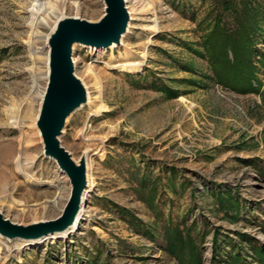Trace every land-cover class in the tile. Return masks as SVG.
I'll list each match as a JSON object with an SVG mask.
<instances>
[{
    "label": "rangeland",
    "instance_id": "1",
    "mask_svg": "<svg viewBox=\"0 0 264 264\" xmlns=\"http://www.w3.org/2000/svg\"><path fill=\"white\" fill-rule=\"evenodd\" d=\"M44 1L0 0V213L20 225L55 219L69 198L43 209L54 189L39 182L70 191L31 127L47 84L41 37L50 33L31 24V13ZM71 1L65 0V17L98 22L104 14L101 0H80L78 15ZM145 2L121 45H78L72 53L74 74L93 103L67 119L60 142L76 163L83 156L90 163L84 220L73 234L36 246L0 238V257L3 249L12 254L0 264H177L163 249L170 222L195 225L202 264H229L238 251L246 264H259L252 248L264 245V13L254 45L257 91L239 94L217 83L203 48L215 0ZM43 18L42 10L36 23ZM125 50L144 54L139 72L115 68ZM19 154L23 172L16 168ZM153 186L160 218L142 202ZM229 201L239 206L236 219ZM129 214L142 223L140 231Z\"/></svg>",
    "mask_w": 264,
    "mask_h": 264
},
{
    "label": "water",
    "instance_id": "2",
    "mask_svg": "<svg viewBox=\"0 0 264 264\" xmlns=\"http://www.w3.org/2000/svg\"><path fill=\"white\" fill-rule=\"evenodd\" d=\"M104 14L98 22L65 17L58 21L46 44L49 74L37 129L43 144V155L53 160L70 184V196L55 219L20 225L0 213V237L8 241L32 242L58 235L70 227L81 206L87 186L85 156L76 163L61 145L60 138L67 119L86 104V90L74 74L73 45L94 49L119 46L130 21L123 0H101Z\"/></svg>",
    "mask_w": 264,
    "mask_h": 264
},
{
    "label": "trees",
    "instance_id": "3",
    "mask_svg": "<svg viewBox=\"0 0 264 264\" xmlns=\"http://www.w3.org/2000/svg\"><path fill=\"white\" fill-rule=\"evenodd\" d=\"M216 10L215 17L212 19V26L209 33L205 36L203 48L205 49L206 59L213 72V76L217 83H221L228 89L239 94H248L256 92L254 80H256L257 68L254 64L255 57V41L259 34L263 32V28L258 22V17L264 13V0L255 2V0H215ZM229 16V22H226L225 16ZM261 63L264 66V56L262 55ZM136 78L135 76H131ZM163 90L173 98L176 93L167 87ZM148 182V180L146 181ZM145 182L142 184L144 187ZM157 196L156 186L150 189L149 199L143 200L149 210L155 211L156 216H162L155 204ZM232 207L236 208L235 217L238 218V205L236 202L229 201ZM130 225L140 231L142 223L129 214ZM191 226L173 225L168 223L163 228L162 238L164 241V251L177 264H202V255L198 243L192 231ZM193 229V230H192ZM149 230L143 229L144 235H150ZM215 231L213 232V234ZM204 236V235H203ZM243 237V236H241ZM212 245L217 246L216 238H212ZM214 257L216 251L213 250ZM252 254L258 257V263L264 264V245L253 246ZM213 259V257H212ZM214 260L211 264H214ZM229 264H246L243 256L238 251L229 256Z\"/></svg>",
    "mask_w": 264,
    "mask_h": 264
},
{
    "label": "bare ground",
    "instance_id": "4",
    "mask_svg": "<svg viewBox=\"0 0 264 264\" xmlns=\"http://www.w3.org/2000/svg\"><path fill=\"white\" fill-rule=\"evenodd\" d=\"M34 1H36V3H38L37 2L38 0H34ZM46 1H48V2L46 3ZM79 2H80V0H73V2H72V6L76 10L75 14H77V11L79 8ZM123 2H124V5H125V8H126V11H127V14L129 16L130 20L132 19L131 16L134 13H136L138 11V9L141 12L143 9L144 10L147 9L146 6H148V4H149L148 2H145V0H140V1L139 0H135V1L123 0ZM65 5H66L65 0H52V1L45 0L44 2L36 4L33 6L32 9H33V11L35 10V12L31 13V18H32L31 24L36 25V26L40 25L42 27L50 28V33L47 36L43 35L41 37L42 40L45 41V44H47L51 32L55 30V27H56L58 21L65 18V16H64ZM42 10L44 11L45 18H43L42 21L36 23L37 20L39 19V13L42 12ZM74 18H78V17H74ZM129 23H128V27L130 26ZM127 31H128V28H127ZM121 44H122V40L120 41V45ZM76 46H78V45H76V44L73 45V50L75 49ZM79 46H81V45H79ZM114 48H115V46L111 45L108 49L112 50ZM100 50H102V49H100ZM123 57L125 58V61L121 64L116 65L115 68L126 71L128 73H136V72H139L144 65V54H142L140 56L139 55L136 56L131 51L125 50ZM72 62H73V64L75 62V60L73 58H72ZM44 63L46 64V72L43 74L46 76V80H48V74H49V66H48L49 65V57H48V54H47L46 59H44ZM88 70L90 71V69H88ZM83 86L85 87L84 84H83ZM85 90H86V88H85ZM45 92H46V88L44 89V92L41 91L40 94L37 95V96H39V99H40L39 108H38L37 114H36L32 124H31V127L34 128V132H33L34 136H40L39 130L37 129V126H36L37 125L36 121L39 117V110H40L42 101L44 99ZM89 99H90V97H89V94L87 93V90H86V104L87 105L90 104L89 106H91L93 102L92 101L89 102ZM99 109H104V107L101 106V107H99ZM8 116L12 119L16 118L13 112H9ZM14 122L16 123V120ZM20 138H22V137H20ZM20 157L21 156L19 154V156L17 157V160H16V168L19 171L23 172L22 166H21L20 161H19ZM89 168H90V163L86 159L85 160V169L88 170ZM60 173H62V172H60ZM64 176L66 177L65 174H64ZM25 177L28 181H31L33 179L28 174H25ZM67 181L69 182L68 178H67ZM86 183H87V186H86V188L83 192V195H82L80 210L76 216V219H75L72 227H70L68 230H66V231H64L58 235H53L51 237H48V238H45L42 240H38V241L19 242V245H21L23 248L36 246L38 244H41V242L51 241V240H55V239H61V238H65V237L73 234L77 230V228L81 225V222L84 220V212H85L84 211V208H85L84 204L87 200L88 192H89V189L91 187V182L89 181V176H87ZM38 184H43V185L49 186L52 189H54V191L50 195L49 199L45 201V206L42 207L43 209H46L47 207H60L61 204L67 200L68 195L70 196L71 188L69 187L70 188V191H69L65 186H62L60 183L57 184L53 181L46 180L44 182H39ZM69 186H70V184H69ZM61 211H62V209H61ZM61 211H60V214H61ZM0 238H2V237H0ZM6 241H8V240H6ZM18 251H19V249H16V250H13L12 252H18ZM2 252L4 254H6L3 257H0V261H2V262H5L10 256H12V254L8 253L9 251H5V249H3Z\"/></svg>",
    "mask_w": 264,
    "mask_h": 264
}]
</instances>
